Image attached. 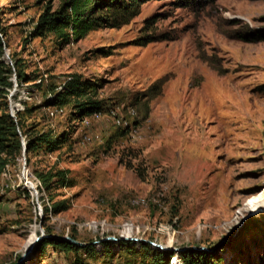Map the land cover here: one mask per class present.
I'll return each mask as SVG.
<instances>
[{
	"label": "rangeland",
	"instance_id": "374dc122",
	"mask_svg": "<svg viewBox=\"0 0 264 264\" xmlns=\"http://www.w3.org/2000/svg\"><path fill=\"white\" fill-rule=\"evenodd\" d=\"M63 1L0 0L11 81L0 110L23 132L67 138L52 152L22 147L0 173V264L41 233L95 248L38 252L39 240L19 264L164 263L150 242L173 252L170 264L191 246L220 264H264V0H149L66 45L33 35L44 7ZM71 76L96 85L80 100L103 112L79 121L73 98L45 105Z\"/></svg>",
	"mask_w": 264,
	"mask_h": 264
},
{
	"label": "trees",
	"instance_id": "16d2710c",
	"mask_svg": "<svg viewBox=\"0 0 264 264\" xmlns=\"http://www.w3.org/2000/svg\"><path fill=\"white\" fill-rule=\"evenodd\" d=\"M149 0H64L61 5L54 9L50 5H46L42 13L38 16L36 25L33 29V35L43 36L47 33L53 34L59 44L66 45L72 41H78L86 36V34L99 27H119L129 21L130 18L136 16L139 13L140 6ZM184 4H193L195 0H179ZM3 52V40L0 36V55ZM10 73L9 69H6L3 61L0 60V94H4L5 88L11 87V81L8 78ZM21 76H18L20 80ZM96 85L88 80H81L78 77L71 76L64 84L61 91L55 92L53 96L47 99L45 105L61 107L73 98L75 103L72 106L70 117L72 120L81 121L83 117L89 115L100 114L103 112L102 102L99 100H93L92 98H86L80 100L81 97L87 94L89 90H92ZM3 97H5L3 95ZM19 134L24 135V141L26 146L25 155H28L31 151L44 144L48 151H54L62 146L67 141L65 133L51 139L48 135H45L43 131L32 135L26 130L23 132L21 129V122L19 114L14 117L11 116L7 110V104L4 102L3 107L0 110V173L9 164L10 158H15L16 155L22 152V142ZM44 178V177H42ZM46 179V178H45ZM44 179V182L46 181ZM60 180L64 179L63 174L59 177ZM38 180L41 183L39 190L45 191L43 182L40 178ZM44 207V208H43ZM42 208L46 215L58 211L59 206H46ZM51 234V233H47ZM75 239L74 235L71 234ZM104 246L109 241H101ZM122 243V245L130 244ZM147 246V243H145ZM47 245L61 248L62 250H83L85 252H93L95 245L93 243H87L83 246H76L66 241H60L55 238L45 237L42 238L36 244V250L42 252ZM207 250H193L186 248L181 250L179 254L182 264H215L220 257H217L213 248H206ZM264 253V252H263ZM167 255V258L163 262H157V264H170V257L173 256V252L164 250L160 253ZM175 254V253H174ZM264 258H261L262 260ZM161 260V259H160ZM218 264V262H217ZM220 264V260H219ZM263 264V262L261 263Z\"/></svg>",
	"mask_w": 264,
	"mask_h": 264
},
{
	"label": "water",
	"instance_id": "95a60500",
	"mask_svg": "<svg viewBox=\"0 0 264 264\" xmlns=\"http://www.w3.org/2000/svg\"><path fill=\"white\" fill-rule=\"evenodd\" d=\"M22 147H23V153H25L26 148H25V141L24 140H22ZM260 210H261V208H257L255 211L247 213L245 216L242 217L241 220H245L248 216L252 215L254 212H259ZM45 237H51V238H55V239L60 240V241H66V242H69V243H71L73 245H76V246L85 245L83 242H80L79 240L74 239V238H72L71 236H68V235H57V234H44V233H41L39 236H37L34 239V241L29 246V248L21 255V257L19 258V260L15 264H19L23 259L26 258V256L30 253V251L32 249V245H33L34 242H38L39 240H41L42 238H45ZM106 240H113V238L109 237V238H106ZM151 245H153L154 247L160 248L162 250H167V248L162 247L161 245H158V244H155V243H151ZM189 248H191L193 250H207L205 247L191 246ZM184 249H186V248H183L182 250H184Z\"/></svg>",
	"mask_w": 264,
	"mask_h": 264
},
{
	"label": "bare ground",
	"instance_id": "6f19581e",
	"mask_svg": "<svg viewBox=\"0 0 264 264\" xmlns=\"http://www.w3.org/2000/svg\"><path fill=\"white\" fill-rule=\"evenodd\" d=\"M29 188L30 189H32V187H34V183L33 182H29ZM36 197V196H35ZM41 211V210H40ZM35 237L36 236H34L33 238H31V239H28L27 241H26V244H25V250L27 249V248H29V246L32 244V242L34 241V239H35ZM150 243H152V242H150ZM167 247V246H166Z\"/></svg>",
	"mask_w": 264,
	"mask_h": 264
}]
</instances>
